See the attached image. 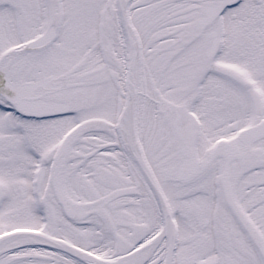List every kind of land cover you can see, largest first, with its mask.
Listing matches in <instances>:
<instances>
[{"label":"snow or ice","instance_id":"obj_1","mask_svg":"<svg viewBox=\"0 0 264 264\" xmlns=\"http://www.w3.org/2000/svg\"><path fill=\"white\" fill-rule=\"evenodd\" d=\"M0 264H264V0H0Z\"/></svg>","mask_w":264,"mask_h":264}]
</instances>
